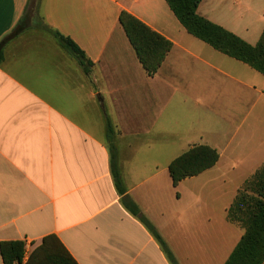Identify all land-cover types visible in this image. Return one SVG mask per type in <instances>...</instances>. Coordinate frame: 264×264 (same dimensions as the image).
Segmentation results:
<instances>
[{"label": "crops", "instance_id": "1", "mask_svg": "<svg viewBox=\"0 0 264 264\" xmlns=\"http://www.w3.org/2000/svg\"><path fill=\"white\" fill-rule=\"evenodd\" d=\"M31 1L0 0V42L28 25L0 65V245L23 242L22 264L51 235L77 264H171L127 197L177 264H225L244 235L228 212L264 166V75L190 35L164 0H41L86 75ZM122 12L172 44L153 77ZM197 14L252 46L264 31V0H203ZM196 146L219 161L174 188L170 164Z\"/></svg>", "mask_w": 264, "mask_h": 264}, {"label": "trees", "instance_id": "2", "mask_svg": "<svg viewBox=\"0 0 264 264\" xmlns=\"http://www.w3.org/2000/svg\"><path fill=\"white\" fill-rule=\"evenodd\" d=\"M40 1L36 5L39 13ZM186 31L208 44L216 51L238 60L264 75V31L255 45H249L233 33L213 24L199 16L197 10L203 0H164ZM35 23L49 35L57 39L59 44L72 54L86 75L93 66L85 53L68 37L52 30L46 25L42 16H35ZM120 24L132 45L136 56L148 76L156 75L172 44L151 28L127 12L119 17ZM28 25L20 21L14 31L0 42V65L4 60V48L9 40L20 35ZM220 155L209 146H196L172 161L169 166L174 188L189 178L196 177L214 167ZM113 176L120 195V175L113 167ZM124 206L152 233L160 244L171 264H177L166 243L156 232L154 226L141 214L140 209L129 198H124ZM228 219L244 229V235L225 264H264V166L248 180L239 192L236 201L228 212ZM4 264H22L25 257L23 242H4L0 245ZM25 264H77L56 236L45 237L39 247L30 255Z\"/></svg>", "mask_w": 264, "mask_h": 264}, {"label": "rangeland", "instance_id": "3", "mask_svg": "<svg viewBox=\"0 0 264 264\" xmlns=\"http://www.w3.org/2000/svg\"><path fill=\"white\" fill-rule=\"evenodd\" d=\"M38 0H32L30 8L28 10V16H41L40 12L37 14L35 9H36V4Z\"/></svg>", "mask_w": 264, "mask_h": 264}]
</instances>
